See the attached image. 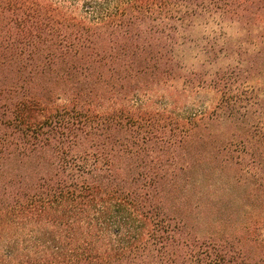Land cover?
I'll list each match as a JSON object with an SVG mask.
<instances>
[{
  "label": "trees",
  "instance_id": "16d2710c",
  "mask_svg": "<svg viewBox=\"0 0 264 264\" xmlns=\"http://www.w3.org/2000/svg\"><path fill=\"white\" fill-rule=\"evenodd\" d=\"M94 1L0 0V264H264L261 213L204 231L191 191L264 187V0Z\"/></svg>",
  "mask_w": 264,
  "mask_h": 264
},
{
  "label": "rangeland",
  "instance_id": "374dc122",
  "mask_svg": "<svg viewBox=\"0 0 264 264\" xmlns=\"http://www.w3.org/2000/svg\"><path fill=\"white\" fill-rule=\"evenodd\" d=\"M65 7L74 9L79 13H83L85 6L90 3L91 5L97 6L103 2H96L94 0H55ZM1 14V13H0ZM4 14L0 15V25L1 22H4ZM224 31L234 32L235 28H226ZM209 34V30L206 31ZM218 36H222L221 32H217ZM204 36V32H201L200 36ZM202 40H199V43L202 44ZM198 44V43H196ZM198 48L194 45H189L184 49L185 62L188 66L198 65L202 57L198 54ZM218 95L216 92L205 89L200 92H192L189 98L185 101L184 105L179 109L173 111L177 116L182 118L187 117L192 113H200L201 111H207L210 107H213L215 101L217 100ZM160 106L164 107V103L160 102ZM205 175V176H204ZM199 184L196 187H192L193 192V201L198 207L197 216L202 221V230L206 231L209 229V220L212 217L213 207L212 205H233L234 208L239 209L240 218L245 219L248 213L245 215V212H252V216L255 217L258 213L264 217V187H237L234 192L225 193L223 189H229V187H211L209 186V173L204 174L200 173L196 178ZM231 188V187H230ZM255 191L257 195L255 198H250V192ZM228 192V191H227ZM231 208V207H230ZM264 219V218H263ZM260 221H258L259 223ZM262 222V221H261ZM257 233L261 235L264 239V222L260 224L257 228Z\"/></svg>",
  "mask_w": 264,
  "mask_h": 264
}]
</instances>
